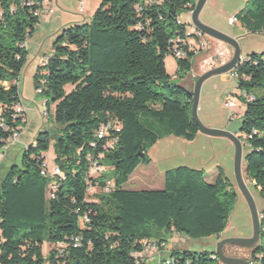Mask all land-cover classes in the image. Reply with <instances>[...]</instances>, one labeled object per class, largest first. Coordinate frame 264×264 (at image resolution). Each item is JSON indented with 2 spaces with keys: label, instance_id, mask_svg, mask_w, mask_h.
<instances>
[{
  "label": "trees",
  "instance_id": "obj_1",
  "mask_svg": "<svg viewBox=\"0 0 264 264\" xmlns=\"http://www.w3.org/2000/svg\"><path fill=\"white\" fill-rule=\"evenodd\" d=\"M2 1L7 27L0 31V78L13 81L28 59L18 45L27 33L35 34L40 20L23 9L12 14L10 0ZM148 1L101 0L90 23L63 29L48 62L38 68L36 91L46 99L49 117L55 105L56 133H40L21 166L11 167L0 180V264H221L215 253L169 243L174 235L202 240L224 233L237 193L222 171L210 183L203 170L179 167L165 172L161 190L125 188L138 167L151 164L148 150L160 139L193 141L199 133L193 89L174 84L166 67L171 41L186 39L188 23L180 14L193 11L196 0ZM235 17L249 34L264 32V0H247ZM188 52L187 60L175 58L177 78L193 70L195 54ZM236 73L240 89L254 98L242 97L246 111L240 139L249 148L244 177L249 188L264 195V54L248 55ZM67 86L73 87L70 93ZM17 94L16 87L0 91L11 128L20 125L12 121ZM108 123L120 131L99 139ZM9 134L0 130V150ZM53 137L54 166L63 177L42 174ZM114 139L117 143L106 151ZM100 153L111 176L106 168L94 178L88 157ZM108 181L114 187L106 191ZM90 191L96 201L89 200ZM260 214L262 238L251 253L254 264H264V211ZM46 242L52 247L47 256ZM148 245L158 247L160 262L135 258Z\"/></svg>",
  "mask_w": 264,
  "mask_h": 264
},
{
  "label": "rangeland",
  "instance_id": "obj_2",
  "mask_svg": "<svg viewBox=\"0 0 264 264\" xmlns=\"http://www.w3.org/2000/svg\"><path fill=\"white\" fill-rule=\"evenodd\" d=\"M198 0H196L197 2ZM79 0H58L53 3L55 13L43 15L40 19L35 34L29 41L27 63L19 76V91L23 105L26 109L28 123L20 136L19 142L11 147L5 159L0 165V180L7 171L13 167L21 166L23 154L28 146L34 144L36 137L46 131L56 133L54 115L55 105L50 107V117L45 116L46 99L36 91L35 74L41 66L43 56H50L53 52V44L61 35L64 28L75 24H87L92 21L93 15L99 8L101 0H82L84 13L80 12ZM247 0H208L200 20L223 34L235 38L242 50V57L248 55L264 54V35L249 34L240 22L235 25L229 23L231 17L237 16L245 8ZM72 15V16H71ZM75 17V18H72ZM183 23H189L191 15L181 13ZM76 19L75 21H67ZM70 22V23H68ZM208 45L193 59V70L190 75L189 89H193L198 78L210 70L225 64L228 52L231 49L227 44L206 36ZM189 42L197 46V39L190 38ZM168 74L176 85H182L183 78H175L178 74L177 60L173 55L166 58ZM181 76V75H180ZM72 86H67L66 91L70 93ZM243 91L240 89L239 80L232 73L216 76L206 81L202 87L198 117L208 128L230 133L237 138L241 137L243 116L246 104L242 98ZM235 100L237 106L230 108L227 103ZM54 136V135H53ZM243 145H245L243 143ZM55 138L51 141L50 150L47 153V163L50 169L55 160ZM235 144L223 136H208L199 132L193 141H187L175 136H167L160 139L157 144L149 148L148 157L150 165H141L135 176L141 178L142 187L147 183H154L156 189L164 186V174L166 171L179 167H189L195 170H203L207 174V181L213 183L220 171L232 185L237 193L236 202L229 217V223L224 233L218 237H209L202 240H189L179 235L171 238L169 247L188 249L195 253H215L220 241L227 239H249L253 237V218L249 205L238 188L235 175ZM249 148L244 147V154ZM109 175L111 167L105 163ZM111 176V175H109ZM248 186H250L248 184ZM130 190L132 184L125 187ZM259 212L264 211V195L255 188H250ZM89 200L96 201L94 191H90ZM44 255L47 256L52 247L49 243L44 244ZM229 256L242 259L251 258V249L227 248ZM155 264V263H150Z\"/></svg>",
  "mask_w": 264,
  "mask_h": 264
},
{
  "label": "built area",
  "instance_id": "obj_3",
  "mask_svg": "<svg viewBox=\"0 0 264 264\" xmlns=\"http://www.w3.org/2000/svg\"><path fill=\"white\" fill-rule=\"evenodd\" d=\"M161 1L162 0H149L148 3L151 4L160 3ZM55 2L56 0H10L8 2V7H9L8 10L12 14H15L16 12H18L19 9H23L28 13L29 16L40 20L43 15H50L55 13V9L53 8V3ZM79 4L81 7L80 12L84 13L83 3L81 0ZM138 11H141V9L139 8ZM192 12L193 11H191L189 14L192 15ZM237 22H238L237 17H232L229 19V23L231 25H235ZM37 26L38 24H36L35 29L37 28ZM6 27H7L6 8L3 1L0 0V31L2 29H5ZM258 34L264 35V32ZM32 37H33L32 35L27 33L25 40L18 45L19 48L28 52L29 41ZM193 37L197 39L198 45L196 47L193 46L191 42H189V39ZM0 40H1V32H0ZM171 43H172L171 53L176 59L179 60H187L189 58L188 50L190 52H193L196 56L197 54H199V52L205 50L208 45V42L206 41V36L198 29H196L191 24V21L188 23V26L186 28V39L185 40L175 39L172 40ZM183 45H186L188 47V50H186ZM17 59H20V57L17 56ZM48 59H49L48 56H43V58L41 59V64H46L48 62ZM245 60L246 58H243L242 63ZM232 74L238 78V74L236 73V70ZM19 82H20L19 78L13 81L2 80L0 78V91L7 92L10 91L12 87H16L18 89V94H17L18 100L11 109L13 110V114H12L13 123H16L18 120L20 121V125L18 127L11 128V126L7 123L5 117V112L8 110L9 107L6 104L0 102V130L10 133L7 141L3 143V148L0 150V165L5 159L11 147L15 145L17 142H19L20 136L22 135L28 123L26 109L23 105L21 93L19 91ZM38 93H41V90H39ZM242 97L245 98L247 101H251L254 99L253 97H248L246 92H243ZM227 106L230 108L236 107L237 106L236 101L230 100L227 103ZM44 113L45 116L49 117V113L47 109L45 110ZM112 130L119 132L120 128L114 126L112 123H108L104 125L98 133V138L104 139L110 137ZM115 143H117V139L109 141L107 145L104 147V149L106 151L113 149ZM93 147H96V145L93 144ZM103 158H104V153H100L97 157L95 155L94 156L90 155L88 157L91 166V170L89 173L91 177L97 178L106 172V167L102 165ZM42 174L50 177H63L61 170L57 166H53V168L50 169L47 162L45 163ZM113 187H114L113 182L108 181L106 191H108L110 188ZM88 221L89 220L87 219V217H85L83 220V222H88ZM140 257H146L150 262H160L162 258V253L158 252L157 246L148 245L146 251H144L143 254H135V258L138 259ZM216 257L217 256H215V258ZM137 264H140V262L138 261Z\"/></svg>",
  "mask_w": 264,
  "mask_h": 264
},
{
  "label": "water",
  "instance_id": "obj_4",
  "mask_svg": "<svg viewBox=\"0 0 264 264\" xmlns=\"http://www.w3.org/2000/svg\"><path fill=\"white\" fill-rule=\"evenodd\" d=\"M208 0H198L195 3V8L191 15V24L198 29L200 32H202L205 36H209L213 39L219 40L228 46H230L233 49V55L227 61L225 64L220 65L206 74H204L202 77L198 78L195 86L193 88V106H192V116L193 120L199 127V132L206 134L208 136H223L230 138L236 148L235 152V175H236V181L239 190L245 197L251 214L253 218V226H254V233L253 237L249 239H227L220 241L217 245V249L215 251L216 256L218 257L221 264H252L250 259H242L240 257L235 256H229L226 248H237V249H251L252 251L260 244L261 238H262V223H261V214L258 210L255 198L248 186V183L244 177V145L240 138H237L236 136L222 131H217L210 129L206 127L199 119L198 117V110H199V104H200V97H201V91L204 83L208 81L209 79L225 75L228 73H233L239 64L242 63L243 57H242V50L240 45L238 44V41L235 38H232L230 36H227L223 34L222 32L214 29L213 27H210L206 24H204L200 20V15L206 5ZM144 155L141 154V157Z\"/></svg>",
  "mask_w": 264,
  "mask_h": 264
},
{
  "label": "crops",
  "instance_id": "obj_5",
  "mask_svg": "<svg viewBox=\"0 0 264 264\" xmlns=\"http://www.w3.org/2000/svg\"><path fill=\"white\" fill-rule=\"evenodd\" d=\"M80 1V0H79ZM82 1V0H81ZM56 2H57V4H58V0H56ZM72 16V15H71ZM72 18H75V17H72ZM232 18V17H231ZM76 19H70V20H67V21H75ZM190 21H191V18H190ZM189 21V22H190ZM70 22H68V23H70ZM72 23V22H71ZM232 55H233V49L231 48L230 50H229V52H228V58H226V60L224 61V63L226 62V61H229V59L232 57ZM244 58V57H243ZM175 78H177V76H175ZM178 78H183L184 79V82H183V86H185V87H187L188 88V86H189V84H190V74L189 75H179V77ZM139 168V167H138ZM138 170V169H137ZM137 170L135 171V173L132 175V177L130 178V180H129V182H128V184H132V187H134V188H132V189H130V190H134V191H140V190H161V189H163L164 188V186H163V188H161V189H156V188H153L154 187V183L152 182L151 184L150 183H145L144 184V186H143V188H140L139 186H141L142 187V180H141V178H143V177H138V176H135V174H136V172H137ZM211 183V182H210ZM126 187V186H125Z\"/></svg>",
  "mask_w": 264,
  "mask_h": 264
},
{
  "label": "flooded vegetation",
  "instance_id": "obj_6",
  "mask_svg": "<svg viewBox=\"0 0 264 264\" xmlns=\"http://www.w3.org/2000/svg\"><path fill=\"white\" fill-rule=\"evenodd\" d=\"M228 249L230 248V247H227ZM227 248H226V251H227Z\"/></svg>",
  "mask_w": 264,
  "mask_h": 264
}]
</instances>
